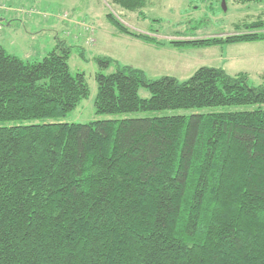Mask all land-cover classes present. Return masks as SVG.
Returning a JSON list of instances; mask_svg holds the SVG:
<instances>
[{
  "label": "trees",
  "instance_id": "16d2710c",
  "mask_svg": "<svg viewBox=\"0 0 264 264\" xmlns=\"http://www.w3.org/2000/svg\"><path fill=\"white\" fill-rule=\"evenodd\" d=\"M111 1L133 12L149 2ZM107 18L120 34L157 41ZM242 26L170 43L264 41V19ZM69 56L58 45L23 61L0 47V121L62 117L87 98ZM95 81L97 114L259 106L0 126V264H264V72L251 86L246 73L222 68L203 66L178 81L118 65Z\"/></svg>",
  "mask_w": 264,
  "mask_h": 264
},
{
  "label": "rangeland",
  "instance_id": "374dc122",
  "mask_svg": "<svg viewBox=\"0 0 264 264\" xmlns=\"http://www.w3.org/2000/svg\"><path fill=\"white\" fill-rule=\"evenodd\" d=\"M142 12L122 9L111 0H0V47L23 61H40L58 45L69 47V68L75 76L83 73L89 95L62 117L35 120L0 121V126L68 122L89 123L96 120L138 117H161L252 110L259 104L201 108H176L97 114L95 73L113 72L118 65L144 72L148 80L170 76L178 81L190 78L203 66L222 68L228 75L244 72L248 83H263L264 41L239 42L214 46L172 44L175 40H192L225 36L243 31L244 23L264 19V0H149ZM111 13L130 30L148 34V42L120 34L108 20ZM241 25L237 29L235 25ZM85 26L92 28L91 34ZM92 40H91V39ZM106 58L109 63L100 65ZM141 97L149 91L141 86ZM264 108V104H260Z\"/></svg>",
  "mask_w": 264,
  "mask_h": 264
},
{
  "label": "built area",
  "instance_id": "2783aa9c",
  "mask_svg": "<svg viewBox=\"0 0 264 264\" xmlns=\"http://www.w3.org/2000/svg\"><path fill=\"white\" fill-rule=\"evenodd\" d=\"M84 28H85L86 31L89 32V34H91V32H92V28H90V27H88V26H85ZM90 39H91V38H90ZM91 40H92V39H91Z\"/></svg>",
  "mask_w": 264,
  "mask_h": 264
}]
</instances>
